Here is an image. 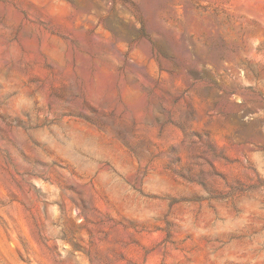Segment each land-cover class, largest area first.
Returning a JSON list of instances; mask_svg holds the SVG:
<instances>
[{
  "label": "rangeland",
  "instance_id": "374dc122",
  "mask_svg": "<svg viewBox=\"0 0 264 264\" xmlns=\"http://www.w3.org/2000/svg\"><path fill=\"white\" fill-rule=\"evenodd\" d=\"M0 264H264V0H0Z\"/></svg>",
  "mask_w": 264,
  "mask_h": 264
}]
</instances>
